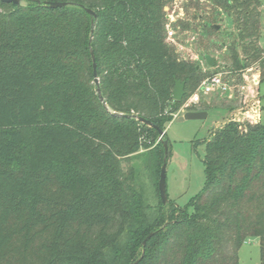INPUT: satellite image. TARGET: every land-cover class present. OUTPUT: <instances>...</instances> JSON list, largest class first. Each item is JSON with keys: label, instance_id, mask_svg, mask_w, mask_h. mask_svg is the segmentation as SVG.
<instances>
[{"label": "trees", "instance_id": "16d2710c", "mask_svg": "<svg viewBox=\"0 0 264 264\" xmlns=\"http://www.w3.org/2000/svg\"><path fill=\"white\" fill-rule=\"evenodd\" d=\"M168 1L0 0V264H239L251 239L264 264L263 118L211 131L206 182L188 206L161 199L157 128L208 74L167 42ZM261 4L185 8L204 13L209 48L226 44L236 69L259 63L262 79ZM224 17L233 29L221 41L211 35Z\"/></svg>", "mask_w": 264, "mask_h": 264}, {"label": "rangeland", "instance_id": "374dc122", "mask_svg": "<svg viewBox=\"0 0 264 264\" xmlns=\"http://www.w3.org/2000/svg\"><path fill=\"white\" fill-rule=\"evenodd\" d=\"M261 3V26L263 29L264 0H261ZM167 5L170 8L179 9L182 8V0L177 4L170 0ZM217 23H219V28L215 26L217 32L211 37L221 41L226 40L225 35L231 32L233 27L226 17ZM176 27L179 28V34H182V29L187 28V23L182 24V20H180ZM208 38L210 37L205 35V43L201 44L202 50L214 52L215 47L209 48ZM261 44L264 47V33ZM205 48L207 49L205 50ZM259 93L262 118L264 119V77L260 81ZM210 105L206 118L184 121L174 119L168 124L165 131L169 143V155L166 162L167 193L169 199L180 207L188 206L192 198L199 194L205 185V140L210 137L217 122L223 121L236 111L239 104L235 101L224 100L221 97H214ZM181 114L182 111L179 115ZM191 209L189 207V210ZM239 264H261V247L258 239H251L242 245L239 250Z\"/></svg>", "mask_w": 264, "mask_h": 264}, {"label": "built area", "instance_id": "2783aa9c", "mask_svg": "<svg viewBox=\"0 0 264 264\" xmlns=\"http://www.w3.org/2000/svg\"><path fill=\"white\" fill-rule=\"evenodd\" d=\"M173 1L177 4L180 0ZM203 1L201 0V2ZM188 2L189 0H182V8L179 9L170 8L166 5V40L175 48L181 59L197 63L198 67L208 74L201 80L196 90L187 96L180 111L175 114V118L179 116L181 111L183 114L186 111L199 109L210 97L216 96L224 100L238 102L239 105L236 111L232 112L223 121L218 122L215 128L233 121L242 125L260 122L262 108L259 93L261 81L259 63L246 68H234L225 59L226 44L222 48H215L214 52L202 50L200 40L202 36H205L206 28L204 13L201 10L197 19L188 16L185 8V4ZM192 11V13H195L194 9ZM180 20L191 24L190 28L182 29V34H179V28L176 27ZM262 32L264 33V28ZM206 54L216 58L214 66L207 63Z\"/></svg>", "mask_w": 264, "mask_h": 264}, {"label": "water", "instance_id": "95a60500", "mask_svg": "<svg viewBox=\"0 0 264 264\" xmlns=\"http://www.w3.org/2000/svg\"><path fill=\"white\" fill-rule=\"evenodd\" d=\"M4 1L13 2V3L18 4V5L21 4V0H4ZM46 5H48L50 7H53V8H57V7H64V6L68 5V2L47 1ZM87 11L91 15H93L94 17L97 16V14L94 12V10H92L90 8H87ZM216 28H219V25H216ZM92 57H93L94 76H95L94 82L97 85V92H98V95H99L101 101L103 103H105L104 97L102 96L101 89H100V86H99L100 81H99V77H98L97 64H96V60H95L94 54L92 55ZM205 58L207 60V63L210 66H214L215 65L216 58L214 56H212L210 54H206ZM185 93H186L185 82L177 81L176 86H175V88L173 90V93H172V98L174 100L182 101ZM133 116L136 117L141 122H143V123H145V124H147L149 126H156L153 122H151L148 119H145L144 117L135 116V115H133ZM207 116H208V111H205V110H190V111H186L185 113L179 115L176 118V120L184 121V120H190V119H203V118H206ZM157 129L159 130V133H160L161 138H162L165 135L166 132L164 130H162V129H159V128H157ZM163 144H164V148H165V160H166L167 156H168V150H169L168 140L164 139L163 140ZM159 191H160V195H161V199H162L163 203L167 204L168 201H169V197H168V193H167V183H166V161L163 163V165L161 167L160 180H159ZM153 234L154 233L152 232L146 237V239L143 241V245L146 244L147 240L149 238H151ZM131 264H136V262H132Z\"/></svg>", "mask_w": 264, "mask_h": 264}, {"label": "crops", "instance_id": "0c3cea01", "mask_svg": "<svg viewBox=\"0 0 264 264\" xmlns=\"http://www.w3.org/2000/svg\"><path fill=\"white\" fill-rule=\"evenodd\" d=\"M214 97H216V96L210 97L209 100L206 101L205 103H209V104H211V100H212V98H214ZM217 123H218V122H217Z\"/></svg>", "mask_w": 264, "mask_h": 264}]
</instances>
